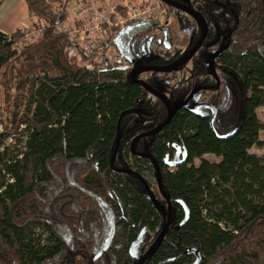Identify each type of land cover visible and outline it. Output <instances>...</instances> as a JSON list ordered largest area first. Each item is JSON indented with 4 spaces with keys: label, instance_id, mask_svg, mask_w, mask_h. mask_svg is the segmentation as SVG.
Instances as JSON below:
<instances>
[{
    "label": "trees",
    "instance_id": "16d2710c",
    "mask_svg": "<svg viewBox=\"0 0 264 264\" xmlns=\"http://www.w3.org/2000/svg\"><path fill=\"white\" fill-rule=\"evenodd\" d=\"M24 1L39 38L18 47L20 29L12 37L0 31V264H124L140 237L160 233L165 222L146 193L145 166L154 167L141 156L130 164L127 142L163 121L167 110L131 79L128 67H102L84 53L83 63L68 56L73 40L57 27L68 18L70 0ZM158 2L168 16L179 12ZM193 5L229 46L216 59L217 79L206 49L191 69L181 67L163 83L173 97L212 84V108L180 109L141 141L150 143L174 206L148 264H193L196 250L198 264H264V155L250 153L264 147L257 112L264 106V0ZM161 23L129 22L114 38L142 47L147 30ZM119 50L131 57L148 51ZM161 53L154 64L180 54Z\"/></svg>",
    "mask_w": 264,
    "mask_h": 264
},
{
    "label": "flooded vegetation",
    "instance_id": "af4514ba",
    "mask_svg": "<svg viewBox=\"0 0 264 264\" xmlns=\"http://www.w3.org/2000/svg\"><path fill=\"white\" fill-rule=\"evenodd\" d=\"M160 1L166 3L170 7L175 8L179 12L177 14H171L170 16H168V14H167L168 12L164 9L165 10V14H164L165 21L163 22L161 19H159L162 22L161 23V29H156V28L148 29L146 32V35H145L146 36L145 37V44L142 47H139L137 45L132 46V48H131V46L127 47V45L124 44L125 39L121 36L120 37L117 36L116 38H113L111 41L112 42V45H111L112 48L116 49L119 52V56H122V57H119V61L117 63H120V65L123 67H128L130 69L129 72H131L132 69L137 68V67H141V66H145V67H150V66L166 67L170 64H173L174 62H176L177 60L182 58L184 55H186L189 51H191L198 44V42L201 40V38L204 34V28H203L202 24L195 17H193L191 14H189L188 12H186V11L176 7V6L170 5L169 3L165 2L164 0H160ZM170 1L175 2L177 4H180V5H183V6H186V7H191L193 9H195L197 12H199L203 16V18L207 22V26H208L207 34H206L201 46L194 53V55L191 57V59L182 67L188 66V68L191 69L193 64H194L193 60H194L195 56L201 51H205L206 49H211L210 52L207 53V54L210 53L208 56L207 67L209 68V71L211 72L213 77L215 79H217L218 76H217V70L215 68V63H216V59H217L218 55H220V53H222L229 46V43L227 42V36L223 37V35L220 34L219 32H215L214 26L211 23L212 19L208 18L199 8L194 7L193 0H170ZM159 7H161L160 3H159ZM146 19L147 18L137 20V22H140V21H143ZM180 36L181 37L184 36L182 41H179ZM119 49H148V51L143 55L140 54L139 57L136 55L131 57L127 53L121 52ZM163 49H179L180 54L175 58L174 61H172L170 63L154 64L153 62H154L155 57L160 56L158 54V52L160 51V54H162L161 50H163ZM219 49H222V50L216 56V58L214 60L215 73H213L211 71L210 66H209V60H210L211 55ZM126 61H128V64H126ZM173 71H175V70H173ZM173 71H169V72L144 71V72H141L140 74H138L137 77L140 79L146 80L151 86L156 88L163 95L167 96L173 103L177 102V101H174L176 98H182L179 101H183V100H186L187 98H190V100L187 104L188 108H197L199 106L200 107L201 106L211 107L212 103L210 101L209 93L213 90L212 84H202V85L196 86L194 89H192L185 96L180 95L177 97H175V96L173 97L172 92L168 93L167 91H165L163 83L168 82V81L171 82V80H173V78H172V75L174 74ZM155 72H158L159 74H161L163 76H159V78H158L157 75L154 76ZM144 74H145V76H144ZM177 75H178L179 80L182 79V77L184 76L181 74V72H178ZM187 75H188V73H187ZM152 76H153V78H152ZM198 92H200V93H198ZM150 94L152 95L151 96L152 99L157 98L158 100H160L158 97H156L152 93H150ZM161 103L164 105V107L167 110V107L165 106V104L162 101H161ZM187 107H185V108H187ZM215 111H214V113H215ZM167 113H168V110H167ZM148 126L149 125H147V127ZM152 128H153V126L150 127L149 129H146V130H143V131L137 133L136 135L132 136L131 139L127 142V144L129 145V148H130V154H129V158H128L130 164L134 160L133 159L134 156H140V155L132 153V151H131L132 140L134 139L135 136H137L140 133H143L145 131H148ZM150 137H153V136H150ZM144 138H148V137H144ZM144 138H141L137 142L135 149L139 152L151 153L149 151L150 147H151L149 142L145 143L144 147H143V144H141V141ZM142 148H144V150ZM141 157H143V156H141ZM144 158H146V157H144ZM146 159H148V158H146ZM150 162H151V160H150ZM151 164H152V162H151ZM134 167H135L134 170H138V168L136 166H134ZM145 169L147 172L151 171L152 176L154 178V183H153L152 181H150L147 178V176L145 174V177H146L145 179L147 180V183H149V185H150V188L147 189L146 193H147V195H149L152 198L153 205L155 206L156 211H159V207H160L164 212H166L168 210V203L160 192L158 182L156 179L155 168L153 171L152 169H148V167L146 165ZM161 169H162V167H161ZM162 173H163V170H162ZM171 202H172V200H171ZM159 204H160V206H159ZM172 206H173V202H172ZM173 208H174V206H173ZM163 211H161L162 214H163ZM165 218L166 217L164 215H162V221L163 222H164ZM163 222H162V224H163ZM158 235H159V232L151 231V230H148L144 237L142 235L140 237V239L137 241V243H135L134 246L130 249L128 259L124 264H137L139 262L140 258L142 257V255L149 248V246L156 240ZM109 242H110V239L106 242L105 246L97 253V256L101 255L105 251V249L109 245ZM198 252H199V250H198ZM155 253L146 262H144V264H148L149 260L155 255ZM196 253H197V251H196ZM200 255H201V253H200ZM201 258H202V255H201ZM201 258H200V261H201ZM179 264H183V263H179Z\"/></svg>",
    "mask_w": 264,
    "mask_h": 264
},
{
    "label": "built area",
    "instance_id": "2783aa9c",
    "mask_svg": "<svg viewBox=\"0 0 264 264\" xmlns=\"http://www.w3.org/2000/svg\"><path fill=\"white\" fill-rule=\"evenodd\" d=\"M79 2V0H70L69 4L67 5V11L68 13H74L76 15V18L80 17L78 19V22L80 24L79 27L83 29L84 35H79L76 39L71 36L73 44L68 47V49L70 50L69 53L73 54L74 56L78 55L79 53L80 55L81 53H84L89 56H94L96 52L99 51V49H104V53L101 54L100 58L103 60L102 62L106 65H114L119 61L118 56L113 58L111 55L109 57L105 55V49L112 47L109 46L112 35L107 34H109V30H111L113 25L123 27L129 22L149 17H164L165 14L163 12L160 13L161 15H159L158 11L155 9L156 6H149L143 9H126L125 15L120 13L118 9L116 11L112 10L111 12L114 13L113 17L111 13H108V15L106 14V12L99 10L96 7L95 0H85L82 1L81 4ZM75 5H77L75 9H71V6L73 7ZM23 25L24 26L21 27L20 30H22L24 36L27 39H31L37 34L36 28H32L27 23H24ZM57 31L66 32L69 35H74L72 31L65 26V24L59 25L57 27ZM92 66V64H87V67Z\"/></svg>",
    "mask_w": 264,
    "mask_h": 264
},
{
    "label": "water",
    "instance_id": "95a60500",
    "mask_svg": "<svg viewBox=\"0 0 264 264\" xmlns=\"http://www.w3.org/2000/svg\"><path fill=\"white\" fill-rule=\"evenodd\" d=\"M164 1L169 3L170 5L176 6V7L180 8V9L188 12L193 17H195L202 24V26L204 28V34H203L201 40L198 42V44L191 51H189L186 55H184L182 58H180L179 60H177L173 64H170V65H168L166 67H154V66L145 67V66H141V67H137V68L132 69L131 72H130L131 79L133 81L139 82L148 92H150L153 95H155L156 97H158L165 104V106L167 107V110H168L167 117L163 121L158 123L152 129H150L148 131H145L143 133H140L139 135L135 136L134 139L132 140V143H131V151H132L133 154H137V155L146 157V158L151 160V162H152V164H153V166L155 168L156 179H157V182H158V186H159L160 192H161V194L163 195V197L166 199V201L168 203V210L166 212L161 210V211H163V215L166 217L164 225H163V227L161 229V232L159 233V235L156 238V240L149 246V248L146 250V252L142 255V257L140 258V260H139V262L137 264H144V262H146L157 251V249L160 247V245L164 241V239L166 237V234H167V232H168V230H169V228H170V226L172 224L174 211H173L171 198H170V196L168 195V193L166 192V190L164 188L163 173H162V169H161V166H160L158 160L151 153L139 152V151H137L135 149V147H136L137 142L141 138L150 137V136L156 135L165 125L170 123V121L172 120L174 114L179 109L187 107V104H188V102L190 100V98H187L186 100L177 101V102L173 103L167 96L163 95L160 91H158L156 88L151 86L146 80L138 78L137 75L140 74L141 72H144V71L169 72V71H173V70H176V69L184 66L191 59V57L198 50V48L201 46V44H202V42H203V40H204V38H205V36L207 34V29H208L207 22L205 21L203 16L199 12H197L195 9H193L191 7H186V6L177 4V3L172 2L170 0H164ZM221 50L222 49H219V50L215 51L210 57L209 66H210L211 71L213 73H215L214 60H215L216 56L221 52ZM215 113H216V111H215ZM196 251H197V260L193 264H198L200 262V258H201V255L198 252V250H196Z\"/></svg>",
    "mask_w": 264,
    "mask_h": 264
},
{
    "label": "rangeland",
    "instance_id": "374dc122",
    "mask_svg": "<svg viewBox=\"0 0 264 264\" xmlns=\"http://www.w3.org/2000/svg\"><path fill=\"white\" fill-rule=\"evenodd\" d=\"M80 4H81V0H79ZM96 2V7L101 10V11H104L106 12V14L108 13H111V15L114 17V13H112L111 11L114 10L116 11L117 9L120 11V13H122L123 15H125V10L126 9H137V8H140V6H143V5H146V7H149V6H156V10L158 11V14L161 15L160 13H165V10L161 9V8H158L159 7V2L158 0H95ZM78 5V4H77ZM71 6V9H75V7L77 6ZM26 7V6H25ZM144 7V8H146ZM20 13L19 10L15 11V14L18 15ZM109 15V14H108ZM76 15L72 12H69V15H68V18L67 20L64 22L65 26L72 31V33L74 35H70V36H73L75 39L79 36V35H84V31L82 28H80V24L78 22V19L80 18H76L75 17ZM85 16V15H83ZM81 16V17H83ZM16 17V16H15ZM159 19H161L163 22L165 21V18L160 16L158 17ZM24 23H27L29 26H31L32 28H35L34 26V21L32 18L29 17V14H28V11L26 9V13H24V20H23V23L21 22V25L22 27L24 26L23 24ZM118 28H120V26H115L113 25V27L111 28V30H109V34L107 35H112L110 38H111V41L112 39L114 38V36L116 35L115 33H117L118 31ZM20 33L21 35L15 39L16 41V46L18 47H22L25 43H30V42H33L35 40H37L39 38V31L37 29V34L31 38V39H27L25 36H24V33L22 32V30H20ZM12 35H15L14 32H12L10 34V36L12 37ZM106 35V36H107ZM25 37V38H24ZM184 38L183 37H179V41H182V39ZM185 42V41H184ZM112 45V42L109 44V46ZM69 49H67V53H68V56L70 57H73L75 59H77L80 63H83V61L81 60V55L80 53L76 56H74L73 54H70L69 53ZM104 53V49H99L98 52H96V54L94 55V63H97L98 65L100 66H105L106 64H104L102 61V59L100 58L101 57V54ZM105 55H107L108 57L111 55L113 58H115L116 56L118 57H122V56H119V52L112 48V47H109L108 49H105ZM102 63V64H101ZM126 64H128V61H126ZM145 76V74H144ZM258 116L260 117V119L264 122V106L262 107H259L258 110ZM2 130V127H0V131ZM20 138H22V140H24V135L23 133H21V135H19ZM260 138L264 141V130H262L260 132ZM9 142L11 143H14L16 142V138H13V139H9ZM23 144H19V146H21ZM250 153L252 154H257V155H264V147L263 148H256V147H253L252 149H250ZM204 158L206 159H209V160H214V161H217L219 162L220 161V157H217L215 155H212V154H206L204 156ZM201 159L198 158L195 160V164L196 165H199ZM146 176L147 178L152 181L154 183V178L152 176V172L151 171H148L146 172Z\"/></svg>",
    "mask_w": 264,
    "mask_h": 264
},
{
    "label": "crops",
    "instance_id": "0c3cea01",
    "mask_svg": "<svg viewBox=\"0 0 264 264\" xmlns=\"http://www.w3.org/2000/svg\"><path fill=\"white\" fill-rule=\"evenodd\" d=\"M26 9L28 11L24 0H0V31L11 34L16 29H20ZM17 10L20 11L18 15L15 14Z\"/></svg>",
    "mask_w": 264,
    "mask_h": 264
}]
</instances>
